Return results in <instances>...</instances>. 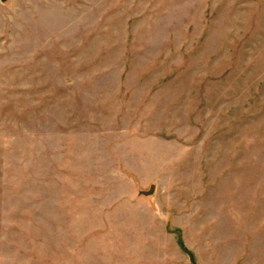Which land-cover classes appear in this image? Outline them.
Masks as SVG:
<instances>
[{"label": "rangeland", "instance_id": "1", "mask_svg": "<svg viewBox=\"0 0 264 264\" xmlns=\"http://www.w3.org/2000/svg\"><path fill=\"white\" fill-rule=\"evenodd\" d=\"M0 264H264V0H0Z\"/></svg>", "mask_w": 264, "mask_h": 264}]
</instances>
